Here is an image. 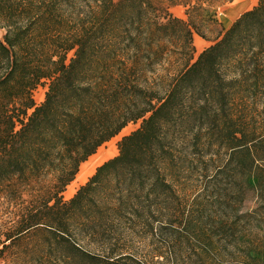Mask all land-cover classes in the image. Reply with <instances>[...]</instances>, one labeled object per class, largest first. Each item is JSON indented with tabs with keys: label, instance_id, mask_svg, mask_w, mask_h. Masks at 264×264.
Masks as SVG:
<instances>
[{
	"label": "trees",
	"instance_id": "16d2710c",
	"mask_svg": "<svg viewBox=\"0 0 264 264\" xmlns=\"http://www.w3.org/2000/svg\"><path fill=\"white\" fill-rule=\"evenodd\" d=\"M164 3L188 18L162 19ZM203 4L0 0V196L22 202L4 248L41 233L58 264H264V132L248 115L264 102V0L194 59ZM175 52L183 67L164 84ZM138 121L65 199L82 163ZM245 169L235 181L253 198L224 192Z\"/></svg>",
	"mask_w": 264,
	"mask_h": 264
},
{
	"label": "rangeland",
	"instance_id": "374dc122",
	"mask_svg": "<svg viewBox=\"0 0 264 264\" xmlns=\"http://www.w3.org/2000/svg\"><path fill=\"white\" fill-rule=\"evenodd\" d=\"M202 2L204 3L202 6L205 8L202 18L205 21L199 23V28L204 34V37H201L199 34L194 35V59L202 50L214 42L221 31L227 29L232 24L231 20L235 15L239 13L241 14L242 12L253 8L258 4L259 0H202ZM193 4L194 2L192 5ZM234 7L237 8L233 12ZM189 8L190 6L168 5L164 3L161 5V11L159 14L162 19L165 13H170L176 17L187 19ZM4 32L5 31L3 29H0V38H2ZM72 56L73 52L69 53V58ZM183 64L184 59L179 57L177 52H175V57L166 60L164 65L157 72V75L162 76L164 78L163 83L166 84L178 74V72L182 69ZM44 84L40 85L34 91V98L37 104L42 103L45 99L47 86ZM255 105L258 110L253 109V111L248 112V115L253 116V119L255 120L254 124H258L261 131L264 132V102L257 99ZM140 123V121L136 123H129L117 136L99 148L104 150V161L118 154V143L121 138L136 130L140 126ZM103 162H101V164ZM234 173L235 175L232 177L223 176L221 179L222 190L227 193L245 192L249 198H253V190L251 188H247L245 184L241 183L245 180V175L246 178L249 176L250 170L245 169V173L237 170ZM191 176L193 177H189L186 181L182 182V185H179L180 190L182 189L186 193H193L197 191L199 183L194 178L195 174H191ZM236 179L241 182H236ZM75 183L77 185H75L74 191L71 192L70 188ZM79 185L80 183L77 182L76 178V180L70 184L68 189H66V192L63 193L64 198H71ZM209 185L210 187L208 189V193H211L213 192V185ZM24 197L25 199H29L27 195ZM21 203L22 202L8 201L3 196H0V264H58L56 254H49L45 238L41 233H36L34 236L24 235L21 239L12 243L9 240L6 242V244L9 245L4 248L6 236L14 234L16 222L20 218Z\"/></svg>",
	"mask_w": 264,
	"mask_h": 264
},
{
	"label": "bare ground",
	"instance_id": "6f19581e",
	"mask_svg": "<svg viewBox=\"0 0 264 264\" xmlns=\"http://www.w3.org/2000/svg\"><path fill=\"white\" fill-rule=\"evenodd\" d=\"M104 150L101 148L97 153L92 155L86 162L82 163L79 173L77 174V182L83 183L92 174L97 165L101 164L105 160ZM76 183L71 186L70 191H74Z\"/></svg>",
	"mask_w": 264,
	"mask_h": 264
},
{
	"label": "crops",
	"instance_id": "0c3cea01",
	"mask_svg": "<svg viewBox=\"0 0 264 264\" xmlns=\"http://www.w3.org/2000/svg\"><path fill=\"white\" fill-rule=\"evenodd\" d=\"M233 5H234V4H233ZM233 5H232V6H233ZM232 6H231V8H232ZM236 8H237V7H234V8H233V12L235 11ZM239 15H240V13L237 14V15H235V16L232 18L231 22H233V20H235ZM94 172H95V170L92 172V174H93ZM78 173H79V172H78ZM92 174H91V175H92ZM91 175H90V176H91ZM90 176H89V177H90ZM89 177H88V178H89ZM76 178H77V176H76ZM76 178H75V180H76ZM88 178L86 179V181L88 180ZM75 180H74V181H75ZM86 181H85V182H86ZM72 182H73V181H72ZM72 182H71V183H72ZM85 182L80 183V185L84 184ZM71 183H70V184H71ZM70 184L67 186V189H68V187L70 186ZM80 185H79V186H80ZM79 186H78V188H79ZM78 188H77V189H78ZM77 189H76V190H77ZM76 190H75V192H76ZM65 192H66V190H65Z\"/></svg>",
	"mask_w": 264,
	"mask_h": 264
}]
</instances>
